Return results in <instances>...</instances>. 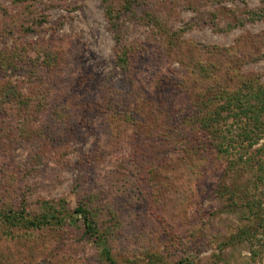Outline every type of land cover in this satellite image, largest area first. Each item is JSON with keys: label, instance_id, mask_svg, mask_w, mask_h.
<instances>
[{"label": "rangeland", "instance_id": "obj_1", "mask_svg": "<svg viewBox=\"0 0 264 264\" xmlns=\"http://www.w3.org/2000/svg\"><path fill=\"white\" fill-rule=\"evenodd\" d=\"M110 2L117 7L124 0ZM248 10L261 13L260 20L246 18L244 28L231 32L213 29L212 20L225 28ZM133 11L124 17L128 42L147 41V51L135 61L137 74L127 84L119 72L113 74L118 46L101 0H0V51L14 43L4 36L7 31L23 38L21 25L43 19L38 32L23 39L60 53L55 72L48 74L40 63L35 68L38 54L33 51L2 79L7 90L0 89V213L43 200H65L73 209L81 193L103 191L98 203L121 217L110 242L119 264H146L148 259L152 264H264V208L253 214L238 197L228 207L227 195L216 194L223 176L211 167L196 170L185 163L181 147L166 142L160 126L143 127V133L131 127L120 142L111 140L96 105L109 74L114 75V93L129 97L143 122L147 102L156 104L162 95L169 107L183 106L187 96L179 92L184 86L196 95L219 81L233 90L245 78L264 86V0H136ZM149 14L163 23V30L186 29L172 50L165 47L169 38L148 23ZM217 47L230 52L224 56ZM150 61L153 66H147ZM162 77L172 85L159 90ZM20 93L33 103L29 111L14 105ZM86 102L92 108L83 109ZM58 105L67 107L65 120L57 124L53 108ZM236 153L231 149L229 158L236 159ZM236 182L264 201V185L255 187L252 173L226 177V184ZM77 226L80 230L69 229L59 240L58 230L26 233L0 223V264H106L83 236L82 223ZM240 227L253 238L228 244Z\"/></svg>", "mask_w": 264, "mask_h": 264}, {"label": "trees", "instance_id": "obj_2", "mask_svg": "<svg viewBox=\"0 0 264 264\" xmlns=\"http://www.w3.org/2000/svg\"><path fill=\"white\" fill-rule=\"evenodd\" d=\"M26 1L29 0H16L19 3ZM30 1L34 2L36 0ZM101 1L110 31L118 46L114 57L113 74L117 75V72H119L122 81L132 84L130 77L137 74L135 61L142 60L140 57L145 55L147 51V41L129 43L126 35L128 24L124 17L134 12L136 0H124L117 7L112 5L110 0ZM5 11L7 12V10ZM245 13L246 17L236 18L233 23L227 22L226 29L220 27L216 20H212L213 29L215 32H231L244 28L246 18L248 22H257L261 18V13L256 11L248 10ZM7 15L8 12L4 14V16ZM148 18L149 24L153 23L152 26L156 27L161 35L169 38L165 44L167 50H172V46L178 41L180 35L186 31V29H182L172 33L163 30V23L159 19L152 18L151 14L148 15ZM44 22L43 19H38L34 21V25L24 23L21 25L20 36L23 35V38H25L35 34L38 32V26L41 27ZM7 33L4 36L12 37L14 43L11 49L0 51V89L5 75L7 76L8 73L16 70L20 63L28 59L27 52H37L38 58L34 61L29 58V61L34 63L35 68H38V63H40L39 65L48 74L59 68L56 63L60 53L46 49L45 46L41 48L38 41L30 42L19 38L11 31H7ZM216 49L218 53L222 51L221 54L224 56L225 50L230 52L229 48L217 47ZM41 54H43V57H41ZM228 57L237 60L233 54L228 55ZM144 64L146 63L144 62ZM151 65L153 66L152 61L148 62L147 66ZM207 71V68L200 66V72L203 75L208 76ZM112 76L114 75L109 74L106 76L104 89L101 93V102L96 103L98 111L105 116L107 121L105 123L107 125L106 133L110 135L111 140L118 137L117 142H120L126 129L130 130L131 127L143 133L141 130L143 127L156 129L160 126L164 129V132H167L165 135L167 138L164 140L181 147L185 163H189L196 170L200 165L205 168L211 167L223 176L216 194L222 199L227 195L230 201L227 203L228 207L236 205L237 202L234 200L238 197L240 200L246 201V206L251 209L253 214L256 212L259 215L260 209L264 208V201L261 197L252 194L251 196V192L249 193L244 185L237 182L225 183L226 177H240L245 176L246 173H252L256 179L255 187L259 188L264 185V86L258 83L257 79L245 78L239 88L235 90L219 81L214 86L207 88L206 92L198 95L193 94L184 86V90L179 92V94L185 92L187 96V101L182 102L183 106L169 107L168 102L165 103V98L162 95V99L160 98L156 104L151 105L147 102L149 108L144 111L143 122L136 116V113H138L136 108L128 102L129 97L124 98L122 95L114 93L116 83L112 82ZM162 78L157 83L159 90L172 85L171 79ZM175 84L181 86L180 81ZM128 87L130 86L128 85ZM5 88L3 87L2 90H7ZM23 95L24 93L15 97L16 103L14 105L16 104L19 107V104H21L23 105L22 108L29 111L33 103L28 102ZM66 107L58 105V107L53 108L54 119L57 124L65 120L66 115L63 109H66ZM82 107L88 110L92 108V105L86 102L82 104ZM162 115H164L163 119ZM146 118L150 120L148 123ZM159 118L161 121H159ZM26 122H22V126H24L22 131L26 129ZM144 123H147V125ZM233 148L237 151V158L232 160L229 157ZM222 160L225 162V166ZM217 161L220 162L218 167ZM220 167L221 169H219ZM73 190L79 193L77 188H73ZM103 196V191L90 189L89 192L80 194L78 206L73 209L65 200H43L34 205H28L26 202L28 200H26L27 204L25 203L24 207L19 209L8 207L1 211L0 223L10 230H25L26 233H28V230H58L61 235L57 239L62 240L63 234L67 230L74 227L80 230L77 224L81 222L83 226L81 228L84 229L83 236L93 241L100 259L106 264H119L110 242L122 226L121 217L114 209L104 210L98 203L100 197L103 198ZM77 229H73V233H76L74 231H77ZM251 234L245 227H240L228 244L245 241L248 237L253 238ZM64 248L71 255L70 247L64 246ZM152 262L151 259H148L146 264H152ZM133 264H138V262L135 261Z\"/></svg>", "mask_w": 264, "mask_h": 264}]
</instances>
